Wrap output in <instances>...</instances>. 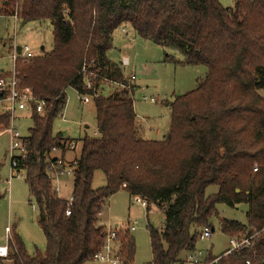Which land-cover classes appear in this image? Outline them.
<instances>
[{"label":"trees","instance_id":"trees-1","mask_svg":"<svg viewBox=\"0 0 264 264\" xmlns=\"http://www.w3.org/2000/svg\"><path fill=\"white\" fill-rule=\"evenodd\" d=\"M233 2V8H225L218 0H0V17L16 18L21 25L49 22L54 38L51 52L20 58L14 67L19 86L46 103L42 113L32 110L33 126L23 138L27 155L18 164L39 212L46 253L28 255L14 232L9 256L0 264L92 262L107 241L99 218L121 191L148 207H163L164 228L148 226L152 264H181L182 253L196 251L204 230L214 232L218 205L248 206L246 225L220 220L230 239L264 230V97L259 93L264 90V0ZM125 26L183 58L166 56V61L207 68L196 90L169 104L170 128L161 141L139 137L137 87L108 58L115 32ZM6 76L0 73V81ZM68 89L81 99L92 98L97 121V135L82 140L72 207L60 198L50 174L59 159L53 150L63 155L70 141L54 133ZM6 97L0 90V100ZM10 126V114L0 115V134ZM100 171L106 184L93 189ZM211 186L218 192L207 196ZM115 232L122 264H134L130 226ZM252 242L238 254L208 253L207 261L264 264V233Z\"/></svg>","mask_w":264,"mask_h":264},{"label":"rangeland","instance_id":"rangeland-1","mask_svg":"<svg viewBox=\"0 0 264 264\" xmlns=\"http://www.w3.org/2000/svg\"><path fill=\"white\" fill-rule=\"evenodd\" d=\"M225 8H233V0H218ZM129 32L128 38H121L122 30ZM53 29L49 22L28 23L21 25L16 18L0 17V73L6 72L11 77L14 63L11 56L16 47L28 46L34 56L53 49ZM109 60L121 65L127 77L137 76L136 91L134 95L137 113L139 137L145 140L161 141L168 133L171 123V110L169 104L176 96L185 95L197 89L198 80L205 77L207 68L182 67L175 62L166 61V56L175 60H182L179 53L164 50L135 34L130 26L119 29L114 34L113 49L109 52ZM6 80V79H5ZM112 90H108V95ZM67 105L62 115L55 121L54 133L65 134L68 139L76 141L78 150L69 152L66 159L72 161L79 158L82 150V140L97 135L96 110L93 101L85 103L74 89L67 90ZM259 93L264 97V90ZM13 126L21 138L29 136V129L33 121L29 111L17 112L13 118ZM9 134L0 136V244L7 245L6 227L10 228L11 237L16 232L24 241L28 255L35 256L46 253V240L39 227V212L33 197L30 195L28 185L23 177L13 180L8 188L6 180L10 176L11 158L9 154ZM55 178V177H54ZM66 177L60 178L64 182ZM73 176H69L60 188V198H69L73 192ZM56 185V178L54 180ZM106 184L103 172H97L93 182V189H100ZM218 192V187L211 186L207 196ZM219 218L213 220L214 232L211 239H202L197 250L211 253L220 257L230 249V238L220 230V220L226 219L247 224V205L231 208L218 205ZM118 226L122 231L134 226L136 231L131 233L135 240L136 253L134 264H152L153 255L148 226L163 229L165 214L162 206H147L143 208L136 204L130 195L124 191L110 198L102 216L99 226L108 231ZM9 236V235H8ZM238 238V237H234ZM118 249V248H117ZM187 253H182L183 259ZM87 264H101L88 262Z\"/></svg>","mask_w":264,"mask_h":264},{"label":"built area","instance_id":"built-area-1","mask_svg":"<svg viewBox=\"0 0 264 264\" xmlns=\"http://www.w3.org/2000/svg\"><path fill=\"white\" fill-rule=\"evenodd\" d=\"M16 47L14 49V53L11 56L14 67L18 59H31L34 57L31 49L26 46L22 48L21 54H18ZM130 83H135V76L131 75L129 77ZM115 87H121L119 85H114ZM112 86V87H114ZM112 87L110 90H112ZM88 89H91V85H88ZM0 90L7 92V97L3 100H0V115L2 114H10L11 116V126L8 130L3 132L2 134H9V154L11 158V171L10 176L6 180V185L9 188L13 180H20L24 177V173L18 170L19 161L26 157L27 155V142L25 139L21 138L18 134V131L13 126V118L17 112H25L29 111L30 114L32 110L35 108L37 112L42 113L46 103L43 100L37 99L32 90L30 88H21L16 79L15 70L12 72V76L6 80L0 81ZM85 103L92 101V98L89 96H85L82 98ZM0 134V136L2 135ZM78 150V144L76 141H69L66 145V152H76ZM53 154L62 155V152L58 149L53 150ZM78 165V159H75L72 163L68 164L62 157H59L58 163L56 167H53L50 171L51 177L53 180L56 178L57 184L55 185V190L59 194L61 191L60 188V178L73 176L74 170ZM254 172H257V168L254 169ZM55 177V178H54ZM133 201L141 205L143 208L147 207L146 201L137 197L134 198ZM74 203V199L72 196L68 199L69 207H72ZM71 215V211L67 212V216ZM131 232L136 231L134 226H130ZM108 231V230H107ZM10 228H6L7 234V245L0 247V258L7 259L9 256L8 244L12 240L10 234ZM213 231L210 229L204 230L201 239H211ZM261 233H264V230L258 232L257 234L251 237H239V238H231L230 239V249L226 252L225 255L238 254L247 249L253 247L252 240L259 236ZM9 235V236H8ZM118 248V249H117ZM121 249L117 240V233L114 230L108 231L107 233V241L103 249L96 254L92 262H99L101 264H122V259L120 256ZM208 252H200L198 250L187 253V255L182 259L181 264H212L207 261ZM250 264V263H248Z\"/></svg>","mask_w":264,"mask_h":264},{"label":"crops","instance_id":"crops-1","mask_svg":"<svg viewBox=\"0 0 264 264\" xmlns=\"http://www.w3.org/2000/svg\"><path fill=\"white\" fill-rule=\"evenodd\" d=\"M136 34V33H135ZM122 35L123 36H121V38L123 39V38H128V36H129V32L128 31H126L125 29H123L122 30ZM3 72H5V71H2L1 73H3ZM133 75L135 76V83H136V81H137V76H136V74L135 73H133ZM138 118V117H137ZM140 132V131H139ZM167 134V133H166ZM66 137H67V135H65ZM166 137V135H164V138ZM68 138V137H67ZM70 140V139H69ZM71 141V140H70ZM69 154V152H65L63 155H60L59 156V154H55L54 156L55 157H62L68 164H70V163H72L75 159H78V158H74V159H72V161H68L67 159H66V157H67V155ZM68 177H66L65 178V180L67 179ZM65 180H64V182H65ZM64 182L63 181H61V184H60V182H59V184H60V187H61V185H63L64 184ZM62 189V188H61ZM71 196H72V194H71ZM70 196V197H71ZM69 197V198H70ZM69 198H65L66 200H68ZM102 216V215H101ZM118 226L116 225L115 226V228H117ZM6 228H8V227H6ZM108 230V229H107ZM5 237H6V229H5ZM3 246V244H0V247H2ZM6 246V245H5ZM182 259V258H181Z\"/></svg>","mask_w":264,"mask_h":264},{"label":"water","instance_id":"water-1","mask_svg":"<svg viewBox=\"0 0 264 264\" xmlns=\"http://www.w3.org/2000/svg\"><path fill=\"white\" fill-rule=\"evenodd\" d=\"M21 50H22V48H20V47L17 48L18 54H21ZM237 192H239V190Z\"/></svg>","mask_w":264,"mask_h":264}]
</instances>
